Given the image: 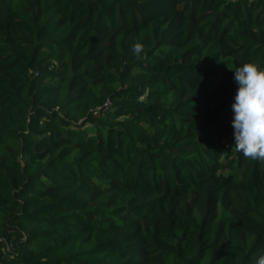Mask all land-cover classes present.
I'll return each mask as SVG.
<instances>
[{
  "label": "trees",
  "instance_id": "16d2710c",
  "mask_svg": "<svg viewBox=\"0 0 264 264\" xmlns=\"http://www.w3.org/2000/svg\"><path fill=\"white\" fill-rule=\"evenodd\" d=\"M248 62L264 0H0V264H255Z\"/></svg>",
  "mask_w": 264,
  "mask_h": 264
},
{
  "label": "clouds",
  "instance_id": "9594fccd",
  "mask_svg": "<svg viewBox=\"0 0 264 264\" xmlns=\"http://www.w3.org/2000/svg\"><path fill=\"white\" fill-rule=\"evenodd\" d=\"M143 48L139 42L131 45L138 59ZM233 71L238 90L232 104L235 141L232 151L248 159L264 161V68L248 62ZM255 264H264V255Z\"/></svg>",
  "mask_w": 264,
  "mask_h": 264
},
{
  "label": "rangeland",
  "instance_id": "374dc122",
  "mask_svg": "<svg viewBox=\"0 0 264 264\" xmlns=\"http://www.w3.org/2000/svg\"><path fill=\"white\" fill-rule=\"evenodd\" d=\"M226 60H230V59L227 58ZM239 230H240V224L238 222L236 221L230 222L229 227H228V234L230 236L236 235L239 232Z\"/></svg>",
  "mask_w": 264,
  "mask_h": 264
},
{
  "label": "built area",
  "instance_id": "2783aa9c",
  "mask_svg": "<svg viewBox=\"0 0 264 264\" xmlns=\"http://www.w3.org/2000/svg\"><path fill=\"white\" fill-rule=\"evenodd\" d=\"M110 101L108 100L106 103H105V106H104V108H106V107H108V106H110ZM103 107H101V106H98L97 107V109H96V111L95 112H98L100 109H102ZM10 247H11V244L10 245H8V249H10Z\"/></svg>",
  "mask_w": 264,
  "mask_h": 264
}]
</instances>
